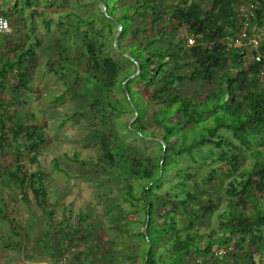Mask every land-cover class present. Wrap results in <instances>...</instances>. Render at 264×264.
I'll return each mask as SVG.
<instances>
[{
  "label": "trees",
  "instance_id": "trees-1",
  "mask_svg": "<svg viewBox=\"0 0 264 264\" xmlns=\"http://www.w3.org/2000/svg\"><path fill=\"white\" fill-rule=\"evenodd\" d=\"M102 1L113 19L88 0L96 12L89 17L71 12L74 23L61 29L56 43L61 35L64 40L67 28H87L82 31L81 44L85 81L106 92L103 97L93 95L89 103L91 120L102 119L98 115L99 102L107 98L115 123H119L122 112H129L132 117L133 105L137 115L130 126L140 134L127 127L128 122H124V128L140 140L156 144L151 152L131 153L123 151V134L114 128L100 135L102 153L98 161L111 167L118 161L125 166L118 171V176H122L121 198L143 211L140 218L130 217V210L113 214L111 234L117 232L122 236L121 232L128 230L136 241L134 246L130 243L122 248L128 256L124 264H253L247 250L257 249L259 244L264 249V0H176L163 4L161 0ZM20 2H10L14 12L0 9V14L15 18ZM33 3L24 0L30 15L36 12ZM146 11L151 14L149 20ZM45 15L42 14L43 23L49 26L53 21L45 19ZM116 21L122 27L118 48L140 67L136 77L124 84L130 99L124 93L122 81L135 71V64L112 46ZM106 38L125 67L110 49L104 48ZM189 38L193 39L191 44ZM34 56V47L29 45L15 49L13 57L1 58L0 92L5 89L11 71L16 78L10 85L12 91L28 90V68L24 62L31 63ZM64 65L60 66L63 70ZM51 68L56 66L51 64ZM77 80L76 77L67 83L64 93ZM113 87L122 95L121 99L113 94ZM5 105L0 99V156L3 154L5 161L12 162L0 169V239L4 222L9 224V237L20 234L5 201L6 196L13 198L15 194L9 192L4 196L3 190L13 188L25 202H30V192L31 199L42 210L49 206L43 172L25 168L21 159L24 149H30V159L36 161L35 153L44 141L40 126L23 121L15 111L11 112L9 104ZM149 108V122L154 129L147 131L145 117ZM155 138L164 142V149ZM3 151L9 152L6 155L12 160ZM220 174L229 179L224 187L225 202L216 212L217 227L211 226L208 233H201L196 223L216 206L213 186ZM133 187L139 188L138 194ZM147 206L149 217L145 226ZM79 216L80 223L83 214ZM126 216L131 224H120ZM182 219L186 224L181 225ZM86 229L93 233L91 227ZM76 231L62 230L67 236L65 247L84 237H76ZM231 242L233 248L236 245L244 249L247 259L229 249ZM12 243L4 240L7 247ZM91 244L101 255L95 264H121L113 254L117 246L110 245L106 250L100 243ZM62 247L56 248L55 255L62 253ZM220 248L224 251L218 255Z\"/></svg>",
  "mask_w": 264,
  "mask_h": 264
},
{
  "label": "rangeland",
  "instance_id": "rangeland-1",
  "mask_svg": "<svg viewBox=\"0 0 264 264\" xmlns=\"http://www.w3.org/2000/svg\"><path fill=\"white\" fill-rule=\"evenodd\" d=\"M17 1L20 0H0V9L14 12L11 3ZM135 1L123 0L124 3ZM175 1L161 0V3ZM33 2L32 7L36 12L30 15L29 9L24 6V0H21L15 11V18L9 19L11 32L0 36V60L3 56L13 57L15 49L20 47L25 48L29 45L34 47L33 60L31 63H27L26 60L24 62L25 67L28 68V90L12 91L10 85L16 78L11 71L8 79L5 80V89L0 92V99L2 104H9L12 108L11 112L15 111L20 119L40 126L44 141L35 153L36 161H31L30 155L33 151L30 149H24L21 159L25 168L40 169L43 172L49 206L42 210L31 199L30 192H28L30 202H25L21 198V193L13 191V188L2 189L4 196L9 192L15 194L13 198L6 196L5 201L9 215L20 228V234L9 237V224L1 223V231L4 235L0 239V264H95L97 257L101 255L99 250H94L91 246L93 242L105 246L106 250L111 247L110 245L117 246L113 251L115 259L121 264L127 263L128 256L122 248L130 243L134 246L136 241L134 237L128 235V230L126 232L123 230L122 236L117 232L111 234L110 228L115 224L113 214L118 212L123 214L124 210H130V217L140 218L143 211L140 207L123 202L121 198L122 176H118V171L125 166L123 167L118 161L115 163L116 167L98 161L102 153L100 135L114 128L123 134L120 140L123 151L131 153L133 150L151 152L156 144L152 141L140 140L133 133L126 131L124 122H129L131 119L129 112L120 114L119 123L112 121L109 98L99 102L98 115L100 114L102 119L91 120L89 103L93 101V95L103 97L106 92L97 88V85L95 87L93 82L85 81V59L81 44L82 31L87 28L84 25H79V30L67 28L64 40L61 35L60 42L56 43L61 29L64 30L67 25L74 23V15L71 12L89 17L96 12L95 7L90 5L88 0H52L51 2L33 0ZM42 14H46L45 19L53 21L49 26L43 23ZM145 17L148 20L151 18L149 11H146ZM58 21L60 25L56 24ZM109 40V38L104 40V48L108 50L111 48ZM110 53L120 61L122 67L126 66L121 60V54V56L114 54L111 49ZM51 64L56 68L52 69ZM61 65H64L65 71L60 67ZM76 77L78 80L75 86L64 93L67 83ZM112 91L121 99L122 95L115 87ZM62 93L64 95L58 98ZM31 112H34V115H31ZM150 112L149 108L145 117L146 120L148 119L145 127L147 131L154 129L149 122ZM3 153L6 155L9 152L3 151ZM8 155H6L7 159L12 160ZM3 156V154L0 156V169H5L6 164L12 162L5 161ZM56 165L63 171H59ZM227 179L229 176L225 174L216 176L213 186L216 206L211 209L207 217L196 223L201 233H208L211 226L217 227L216 212L225 202L224 187ZM133 191L138 194L139 188L133 187ZM261 199L259 198L260 202ZM262 207L264 211V205ZM79 214H83L80 223ZM180 222L181 225L186 224L185 219ZM124 223L131 224L128 216L120 219V224L124 225ZM135 224L139 226L137 222ZM87 226L92 228L93 233L87 231ZM74 228L78 230L73 232L76 237L78 234H83L84 237L81 241H73V245L65 247L67 236L62 230L70 231ZM4 240L13 243L7 247ZM17 241L18 243H15ZM232 243L229 249H234L242 258L247 259L246 256L249 254L251 263L264 264V249L261 244L257 249L249 248L246 254L239 246L235 245L233 248ZM62 245V253L55 255L56 248ZM223 251L224 248H220L216 254L220 255ZM229 258L230 256L227 259ZM240 264L246 263L242 261Z\"/></svg>",
  "mask_w": 264,
  "mask_h": 264
},
{
  "label": "water",
  "instance_id": "water-1",
  "mask_svg": "<svg viewBox=\"0 0 264 264\" xmlns=\"http://www.w3.org/2000/svg\"><path fill=\"white\" fill-rule=\"evenodd\" d=\"M92 1L97 5V7H98V8H99V9H100V10H101V11H102L107 17L113 19L112 16H110V15L107 14V12H106V6H105V4L103 3L102 0H92ZM115 23H116L117 30H116V32H115L113 38H112V46L114 47V49H115L118 53H120L122 56H124V57L130 59V60L133 61L134 64H135V71H134L133 73H131L130 75H128V77H126V78L122 81V87H123V89H124V93H125L126 97H127L128 99H130V98H129V92H128L127 89L125 88V85H124V84H125L130 78L136 77V75L139 73L140 67H139V65H138V62H137L133 57H131L129 54H127L126 52H124V51H122L121 49L118 48V46H117V38H118V35H119L120 30H121L122 27H121V24H120L118 21H116ZM132 109H133V115H132L131 119H130L129 122H128V127H129V128H131L130 124L133 122V120L136 118V115H137L136 109H135V107H134L133 105H132ZM131 129L135 130L134 128H131ZM135 131H136L138 134H140L139 131H137V130H135ZM148 138H149V137H148ZM155 139L158 140V141L161 143V145H162V147H163V149H164V147H165L164 142H163L161 139H159V138H155ZM163 155H164V151H162V153H161L160 164H161L162 161H163ZM151 183H152V181H151L148 185H150ZM148 217H149V216H148V206H147V208H146V222H145V226L147 225L146 223H147ZM147 255H148V251L145 253V257H146V258H148ZM146 258H145V259H146Z\"/></svg>",
  "mask_w": 264,
  "mask_h": 264
},
{
  "label": "built area",
  "instance_id": "built-area-1",
  "mask_svg": "<svg viewBox=\"0 0 264 264\" xmlns=\"http://www.w3.org/2000/svg\"><path fill=\"white\" fill-rule=\"evenodd\" d=\"M10 31H11V24L9 19L6 16L0 14V35H6L10 33ZM192 42L193 39L189 38L188 43L191 44ZM255 59L258 60L259 56H256Z\"/></svg>",
  "mask_w": 264,
  "mask_h": 264
}]
</instances>
